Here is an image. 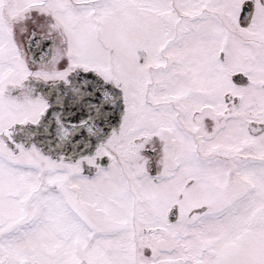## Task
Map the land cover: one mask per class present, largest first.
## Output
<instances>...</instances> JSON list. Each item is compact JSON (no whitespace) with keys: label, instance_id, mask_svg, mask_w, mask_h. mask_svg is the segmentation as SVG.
Here are the masks:
<instances>
[{"label":"snow or ice","instance_id":"snow-or-ice-1","mask_svg":"<svg viewBox=\"0 0 264 264\" xmlns=\"http://www.w3.org/2000/svg\"><path fill=\"white\" fill-rule=\"evenodd\" d=\"M0 264H264V0H0Z\"/></svg>","mask_w":264,"mask_h":264}]
</instances>
